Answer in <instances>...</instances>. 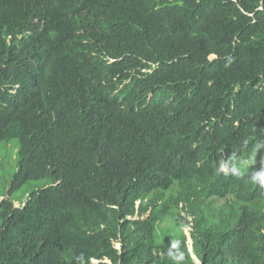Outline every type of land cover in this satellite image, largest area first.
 Listing matches in <instances>:
<instances>
[{"label": "trees", "instance_id": "16d2710c", "mask_svg": "<svg viewBox=\"0 0 264 264\" xmlns=\"http://www.w3.org/2000/svg\"><path fill=\"white\" fill-rule=\"evenodd\" d=\"M15 138L0 264H264V0H0Z\"/></svg>", "mask_w": 264, "mask_h": 264}, {"label": "rangeland", "instance_id": "374dc122", "mask_svg": "<svg viewBox=\"0 0 264 264\" xmlns=\"http://www.w3.org/2000/svg\"><path fill=\"white\" fill-rule=\"evenodd\" d=\"M18 145L19 142L17 138L11 140L9 143L0 141V178L3 179V181H0V192L2 193H7L9 188L8 181L11 180L13 173L16 170ZM43 183L44 180H29L13 192V197L16 199L24 198L26 192L41 187ZM15 205L18 206L19 201H16ZM170 223H172L171 219L166 221V224L169 225ZM184 231L186 232L189 241V238H191L189 228L186 227ZM164 232L167 233V231Z\"/></svg>", "mask_w": 264, "mask_h": 264}, {"label": "clouds", "instance_id": "9594fccd", "mask_svg": "<svg viewBox=\"0 0 264 264\" xmlns=\"http://www.w3.org/2000/svg\"><path fill=\"white\" fill-rule=\"evenodd\" d=\"M161 225V224H160ZM162 225H168V224H166V222L165 223H162ZM188 228H189V230H190V237H191V230H192V228L190 227V226H188ZM185 232V231H184ZM186 233V232H185ZM188 236H187V234H186V238H187ZM175 243V245H178L179 244V241H175L174 242ZM186 244H187V247H188V250L190 251V253H191V255H192V257L194 258V260H195V257L197 258V260H195L198 264H201V262H200V260L198 259V257L195 255V253H194V251H193V239H192V237L191 238H189V241H188V238L186 239ZM116 246L118 247V248H120V245H119V243H117L116 244ZM195 256V257H194ZM177 259H183V253L181 252V255L179 256V257H177Z\"/></svg>", "mask_w": 264, "mask_h": 264}]
</instances>
